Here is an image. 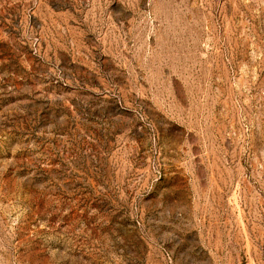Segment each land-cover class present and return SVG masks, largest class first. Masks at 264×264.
Listing matches in <instances>:
<instances>
[{"label": "rangeland", "instance_id": "rangeland-1", "mask_svg": "<svg viewBox=\"0 0 264 264\" xmlns=\"http://www.w3.org/2000/svg\"><path fill=\"white\" fill-rule=\"evenodd\" d=\"M0 264H264V0H0Z\"/></svg>", "mask_w": 264, "mask_h": 264}]
</instances>
